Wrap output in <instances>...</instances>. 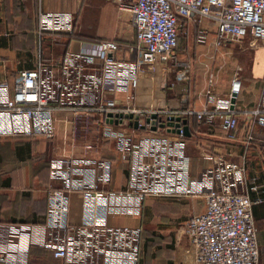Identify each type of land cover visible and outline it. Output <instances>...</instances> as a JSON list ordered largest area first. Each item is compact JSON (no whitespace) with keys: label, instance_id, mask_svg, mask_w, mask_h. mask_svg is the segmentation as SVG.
<instances>
[{"label":"built area","instance_id":"2783aa9c","mask_svg":"<svg viewBox=\"0 0 264 264\" xmlns=\"http://www.w3.org/2000/svg\"><path fill=\"white\" fill-rule=\"evenodd\" d=\"M115 2L118 10L133 17L136 36L130 50L136 52L135 62L116 58V42L87 43L61 62V75L53 73L51 63L39 60L31 69L15 74L12 81L0 80V137H43L51 141L56 133L54 112L65 110L88 120L101 140L114 142L127 172L125 186L112 190L107 188L110 161L51 158L49 177L54 184L46 192L44 234L39 245L65 264H139L142 228L108 226L107 218L138 217L149 197L203 199L204 211L177 231L173 264H258L252 216L257 202L239 191L244 183V166L227 154L210 153V145L196 137V147L213 165L193 177L186 154L189 139L184 135L182 120L195 117L198 125L219 120L227 138L250 145L255 141L252 127L264 128V84L258 105L245 112L244 128L239 127L237 118L241 82L236 74L226 97L214 91L215 80L210 75L205 90L209 106L198 112L187 108V90L177 96V109L120 106L109 96L132 94L142 76L153 75L157 63L170 69L177 81L187 82L191 64L178 59L176 53L185 24L204 23L213 29L216 48L244 41L259 46L264 42V0ZM72 23L70 14H38L40 34L71 33ZM206 37L203 33L199 43L203 44ZM180 54L185 56L186 51ZM170 122L174 125L168 126ZM72 193H78L84 202L79 225L69 221ZM4 263L6 259L0 255V264Z\"/></svg>","mask_w":264,"mask_h":264},{"label":"crops","instance_id":"0c3cea01","mask_svg":"<svg viewBox=\"0 0 264 264\" xmlns=\"http://www.w3.org/2000/svg\"><path fill=\"white\" fill-rule=\"evenodd\" d=\"M41 11L70 14L73 18L72 32L40 34L38 14ZM203 33L207 37L201 44L199 38ZM135 36L132 15L118 10L115 0H0V80L12 81L15 74L31 69L39 60L51 63L53 73L61 75V62L68 55L81 51L87 43L116 42L119 45L116 58L126 63L135 62L136 52L130 50L134 47ZM245 42L250 45L248 41ZM226 44L219 48L222 49ZM205 47H215L214 30L207 28L204 23L185 24L178 39L177 54L180 56L181 51L185 50L192 60L187 82L177 81L170 69L157 63L153 75L142 76L139 87L132 94L118 92L109 97L120 106L129 105L141 110L177 109V95L187 90V108L198 112L209 106L205 96L208 77L213 75L214 91L226 97L236 74L241 82L236 100L237 118L239 127L244 128L245 112L258 105L264 84V42L253 51L250 77L243 79V70L239 67L231 77L222 79L220 86L216 82L218 76L202 62V58L206 57L205 52H202ZM202 65L207 69L205 73L202 72ZM54 116L56 133L51 141L43 137H0V255L6 259L4 264H65L39 245L44 234L42 227L46 218V192L54 184L49 177V158L53 152L56 151L58 156L110 161L111 180L107 188L117 190L125 186L127 172L120 163L114 142H105L106 145L99 150L86 144L76 145L72 140L75 139L72 131L76 129V124L85 125L87 129L95 126L65 110L55 111ZM220 125L219 120L211 125H198L195 117L187 119L190 137L186 154L191 174L198 177L203 170L213 165L206 153L196 147V137L210 145V153L227 154L244 166V183L239 191L257 202L252 207V216L259 250L258 264H264V128L254 125L255 141L246 145L239 139L233 141L227 138ZM141 133L146 134L145 131ZM253 186L258 188L252 191ZM150 198L144 201V209L151 207ZM192 200H170L171 206L176 209V219L180 221L177 224L183 225L192 216L204 211L203 199H200L202 204ZM83 208L82 197L78 193L70 194V223H82ZM144 209L138 217L111 215L106 224L142 228L139 264H171L174 236L156 234L151 229L150 212ZM121 219L138 220V223L133 226L117 224ZM162 222V227L173 226L168 219Z\"/></svg>","mask_w":264,"mask_h":264},{"label":"rangeland","instance_id":"374dc122","mask_svg":"<svg viewBox=\"0 0 264 264\" xmlns=\"http://www.w3.org/2000/svg\"><path fill=\"white\" fill-rule=\"evenodd\" d=\"M255 50V47L253 45H248L245 41L243 43H231L226 44L222 49L221 48H208L205 47V49H202V52H205L206 57L202 58V62L206 64L209 67L210 72L215 73L216 76H218V80L216 82L218 83V86L221 85L222 79H226L228 77H231V75L240 67L242 71V77L243 79H248L250 77V68L252 65V56L253 51ZM177 53V52H176ZM178 59L186 60L190 64L192 63L189 55L186 52L185 56H178ZM202 72L205 73L207 70L206 67L202 65ZM197 85H199L196 82ZM197 85H194L197 86ZM203 87V86H202ZM182 94V93H181ZM177 96H180L177 95ZM77 127L72 131V135L75 139V144H82V145H88L93 147L94 149L99 150V148H103L106 143L105 141L101 140L98 135V130L96 128H89L87 129L86 126H81V124H76ZM95 129V130H94ZM72 143V142H71ZM51 154L50 160L53 157H57L58 155ZM152 200L151 207H145L146 212H150L149 218L151 222V229L155 230L156 234L162 233L164 236H174V240L172 242V259L171 264H173V254L175 249V238L178 229L182 224H177L178 221L176 219L175 215V207L171 206L170 200H178V199H169V198H150ZM191 201V200H190ZM193 202H196L197 204H202V201L200 199H194ZM183 202V201H182ZM168 219V222H172V225H169L168 227H162V221ZM138 223V220H127V219H121L117 222L119 225H136ZM177 229V230H176Z\"/></svg>","mask_w":264,"mask_h":264},{"label":"water","instance_id":"95a60500","mask_svg":"<svg viewBox=\"0 0 264 264\" xmlns=\"http://www.w3.org/2000/svg\"><path fill=\"white\" fill-rule=\"evenodd\" d=\"M125 118H134V119H137V116H132V115H126ZM152 118H155V115L152 116ZM176 121H179V119H176ZM153 124H155V122H153ZM182 124L184 125V135L188 138L190 137V132L188 130V126H187V120H182ZM174 124L172 122H170L168 124V126H173ZM175 126H178V124H175ZM136 127V125H135ZM152 131H155L156 128L155 127H152L151 128Z\"/></svg>","mask_w":264,"mask_h":264},{"label":"trees","instance_id":"16d2710c","mask_svg":"<svg viewBox=\"0 0 264 264\" xmlns=\"http://www.w3.org/2000/svg\"><path fill=\"white\" fill-rule=\"evenodd\" d=\"M142 253V252H141ZM140 257H141V255H140Z\"/></svg>","mask_w":264,"mask_h":264}]
</instances>
